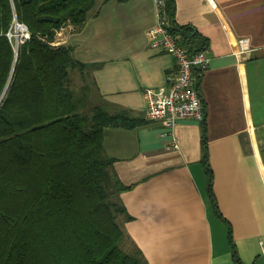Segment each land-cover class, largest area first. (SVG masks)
<instances>
[{"label":"crops","instance_id":"1","mask_svg":"<svg viewBox=\"0 0 264 264\" xmlns=\"http://www.w3.org/2000/svg\"><path fill=\"white\" fill-rule=\"evenodd\" d=\"M171 1L172 27L189 29L194 50L193 35L205 39L209 58L196 82L204 120L179 121L172 136L145 119L144 90L164 87L175 67L148 45L153 0H96L82 27L66 26L54 40L90 66L87 80L111 111L140 122L103 132L127 187L125 249L137 248L147 264H264V0ZM203 128L216 208L201 164Z\"/></svg>","mask_w":264,"mask_h":264},{"label":"trees","instance_id":"2","mask_svg":"<svg viewBox=\"0 0 264 264\" xmlns=\"http://www.w3.org/2000/svg\"><path fill=\"white\" fill-rule=\"evenodd\" d=\"M95 1L0 0V264H147L137 248L125 249L119 218L130 219L120 200L127 187L103 147L104 129L140 122L98 97L90 66L71 46L50 45L62 28L82 27ZM165 3L172 23V1ZM13 19L30 35L16 55L5 36ZM171 28L190 53L205 49L197 35L193 49L188 28ZM202 139L216 208L204 128Z\"/></svg>","mask_w":264,"mask_h":264},{"label":"built area","instance_id":"3","mask_svg":"<svg viewBox=\"0 0 264 264\" xmlns=\"http://www.w3.org/2000/svg\"><path fill=\"white\" fill-rule=\"evenodd\" d=\"M156 23L147 32L149 48L160 50L174 59L175 67L166 76V85L160 88L144 90L146 102L145 119L159 122L172 136L175 125L182 120L203 122L204 107L196 89L198 72H204L209 66V58L204 51L190 53L184 47L177 34L173 33L171 20L166 11L165 0H153ZM13 52L25 43L30 35L27 28L13 19L5 34ZM50 45L56 46L54 42ZM241 49L247 48L243 40L238 42ZM173 149L178 146L173 140Z\"/></svg>","mask_w":264,"mask_h":264},{"label":"rangeland","instance_id":"4","mask_svg":"<svg viewBox=\"0 0 264 264\" xmlns=\"http://www.w3.org/2000/svg\"><path fill=\"white\" fill-rule=\"evenodd\" d=\"M70 76L72 78L71 81L73 82L74 85H79L80 84V79H78L76 75H75V77H73L74 74L70 73ZM126 251L129 252V250H126Z\"/></svg>","mask_w":264,"mask_h":264}]
</instances>
